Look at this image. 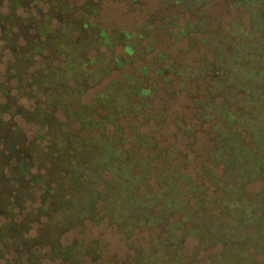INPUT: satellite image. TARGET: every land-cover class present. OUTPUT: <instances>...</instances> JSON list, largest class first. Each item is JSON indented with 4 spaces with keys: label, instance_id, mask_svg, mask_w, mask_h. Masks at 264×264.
Masks as SVG:
<instances>
[{
    "label": "trees",
    "instance_id": "1",
    "mask_svg": "<svg viewBox=\"0 0 264 264\" xmlns=\"http://www.w3.org/2000/svg\"><path fill=\"white\" fill-rule=\"evenodd\" d=\"M10 1L0 13V262L95 264L99 239L67 236L111 227L128 264H202L208 250L207 264H261L264 28L230 29L192 69L152 63L122 74L85 103L89 87L137 55L124 45L126 57L91 56L107 36L84 47L86 27L55 31ZM193 80L203 87L195 97ZM174 89L194 108V124L173 122L179 144L162 132L168 109L153 108ZM198 133L209 145L196 168ZM255 181L261 188L247 194ZM188 238L197 240L189 254Z\"/></svg>",
    "mask_w": 264,
    "mask_h": 264
},
{
    "label": "rangeland",
    "instance_id": "2",
    "mask_svg": "<svg viewBox=\"0 0 264 264\" xmlns=\"http://www.w3.org/2000/svg\"><path fill=\"white\" fill-rule=\"evenodd\" d=\"M16 12L22 16L47 17L51 29L62 32L70 30L72 35H78L81 27H86L79 33V42L84 47L94 43L99 34L107 36L104 44L98 47V52L91 56L126 57L123 46L132 49L137 58L125 63L119 69H113L99 82L88 88L82 101L87 103L93 97L103 92L108 84L120 78L122 74L135 73L144 65H173L179 69L195 68L213 58L214 51L209 47L225 39L233 29L252 30L253 27L264 28V0H14ZM10 0L0 3V13L9 12ZM21 5V6H18ZM256 12V13H255ZM253 13L255 19L253 18ZM0 25V31H1ZM16 28H13L15 30ZM72 38V37H71ZM238 39V38H236ZM69 43V38L65 39ZM211 44V45H210ZM221 52L229 53V48L221 44ZM173 83L183 76L173 75ZM200 78V77H199ZM198 81H190L186 90L194 97L203 87ZM202 82V81H201ZM175 96L160 94L154 101L153 108L168 109L167 123L163 125L167 142H181L180 137L169 134L173 130V122L178 118L189 124H194L193 104L184 92L174 89ZM203 93V92H202ZM205 128V127H204ZM208 135L198 133L192 145V157L196 168L209 145ZM187 141V139H186ZM207 165V164H206ZM261 188V182L255 181L246 187V193L251 194ZM83 236L98 238L103 249L101 260L95 264H128L132 252L124 241L111 227H91L81 229L67 236ZM143 243V242H142ZM195 238L185 242V252H192L196 246ZM214 250L205 251L202 264L208 263V255ZM258 260L264 264V257ZM0 264H2L0 262ZM58 264V263H48Z\"/></svg>",
    "mask_w": 264,
    "mask_h": 264
}]
</instances>
